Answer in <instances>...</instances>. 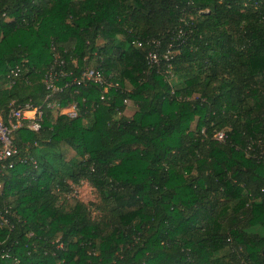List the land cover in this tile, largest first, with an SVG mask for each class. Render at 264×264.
<instances>
[{
  "label": "trees",
  "instance_id": "16d2710c",
  "mask_svg": "<svg viewBox=\"0 0 264 264\" xmlns=\"http://www.w3.org/2000/svg\"><path fill=\"white\" fill-rule=\"evenodd\" d=\"M25 104L0 264H264V0H0V114ZM82 183L98 202L67 204Z\"/></svg>",
  "mask_w": 264,
  "mask_h": 264
},
{
  "label": "built area",
  "instance_id": "2783aa9c",
  "mask_svg": "<svg viewBox=\"0 0 264 264\" xmlns=\"http://www.w3.org/2000/svg\"><path fill=\"white\" fill-rule=\"evenodd\" d=\"M137 46H140L137 43ZM168 52L163 55L165 60L168 59ZM148 63L153 65L160 61V56L157 53L150 52L147 56ZM21 73V66H15L9 70L7 78L9 79L8 86L14 85L15 79L19 77ZM72 73H66L64 71V61L55 57L53 65L48 69L44 76V85L51 93H55L58 90L56 82L59 79H65ZM86 83H94L101 86V101H107L108 89L111 87L104 78V75L100 70L94 68H86L81 72L79 77H75L72 84L77 86L84 85ZM67 86V84L65 85ZM49 95L46 99H48ZM126 102V101H125ZM50 106V105H48ZM52 107V106H50ZM62 115L67 116L69 119H75L77 117V108L73 103L68 108L61 111ZM43 120V111L41 106H32L31 104H25L24 106L11 107L7 115L0 114V192L2 191L3 184L1 178L10 170L14 169L18 164H25L29 162L26 157L20 155L18 147L15 145V134L21 129H27L30 132H38L41 129V123ZM223 133L219 132L215 135L218 141L223 140ZM32 164L35 165L33 161ZM13 218L14 215H11ZM1 225L8 226L11 230L12 225H9V220L5 216H0ZM1 259H7L9 256L3 254Z\"/></svg>",
  "mask_w": 264,
  "mask_h": 264
},
{
  "label": "rangeland",
  "instance_id": "374dc122",
  "mask_svg": "<svg viewBox=\"0 0 264 264\" xmlns=\"http://www.w3.org/2000/svg\"><path fill=\"white\" fill-rule=\"evenodd\" d=\"M98 44L101 45L102 41H100ZM90 68H93V66H91ZM134 110L135 107L131 103H129L127 105L125 114L130 116L134 112ZM71 156L72 153L69 154L67 153V157H71ZM74 199L84 204L97 203L98 195L89 184L82 183L79 187H74L72 192L65 194V200L67 204L71 205V202Z\"/></svg>",
  "mask_w": 264,
  "mask_h": 264
}]
</instances>
